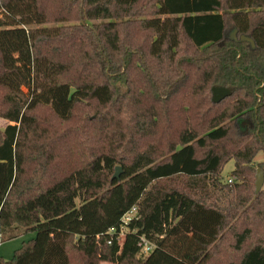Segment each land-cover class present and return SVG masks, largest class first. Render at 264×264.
I'll return each instance as SVG.
<instances>
[{"label":"trees","instance_id":"1","mask_svg":"<svg viewBox=\"0 0 264 264\" xmlns=\"http://www.w3.org/2000/svg\"><path fill=\"white\" fill-rule=\"evenodd\" d=\"M214 86L232 94L216 103ZM88 102L95 136L79 144L94 149L57 174L33 153L38 112L66 121ZM0 115V235L35 233L1 264H264L250 216L264 222V192L259 212L247 193L264 156V0H0Z\"/></svg>","mask_w":264,"mask_h":264},{"label":"rangeland","instance_id":"2","mask_svg":"<svg viewBox=\"0 0 264 264\" xmlns=\"http://www.w3.org/2000/svg\"><path fill=\"white\" fill-rule=\"evenodd\" d=\"M147 10L144 7H141L140 10ZM93 22H100V21H93ZM66 24V23H64ZM48 26L55 25L54 23L46 24ZM91 102H88L84 105H81L77 111L75 112L74 116L70 120H59L50 110L49 107H43L38 112V119L41 123V127L38 130V135H42V132L44 129L48 130V133L40 136L39 140V146L34 147V155L42 154V158L44 159V162L47 164H53L57 165L56 172L57 174H67L68 168H65V165L68 163L74 162L77 158H79V155L82 151V149L86 146H89L94 149V143H89L87 145L86 141L83 142V145H80V140H83L84 137H87L86 135H92L95 136V131L88 132L86 130V125H88V122L91 123V119L96 115L94 112V104L93 107L89 106ZM11 122L6 119L5 117L0 115V130H3L8 124ZM51 133L56 135L58 138L55 145H48L46 142V145H44V148L42 149L40 145H42V141L45 140V137L48 134V141L51 138ZM90 140H88L89 142ZM85 149V148H84ZM97 151V149H96ZM102 151H106L108 153H113L110 146H106L105 150H99L101 153ZM71 155L73 156L72 160H67L68 157L71 158ZM264 160V156L262 153L258 154L254 160V167H255V173L253 174V182L252 187L250 188L251 193V202H249L251 205H253V209L256 212L261 211L262 205L258 204L255 201V182H256V174L257 170L260 168L258 167V164ZM53 162V163H52ZM80 165H83L81 163ZM79 165V166H80ZM117 167H121L123 170V165L118 163L116 165ZM235 168V160H230L223 169V179L225 181H233L235 180L234 177L231 176V172ZM116 173V172H115ZM231 179V181L229 180ZM242 190V189H240ZM253 192V194H252ZM263 192H264V185H263ZM236 195V192L233 194V196ZM253 201V202H252ZM79 202V201H78ZM248 205V204H247ZM254 220L259 221V226L256 227L257 229H254V236L253 237H259L261 234L264 233V222H261V216L257 217L254 216V213L250 215ZM262 224V225H261ZM124 235V234H123ZM35 233H23L19 236L11 239H6L2 241V237L0 235V258H2L4 261H9L14 257L15 252L18 249H21L25 243H27L29 240L34 238ZM101 264H116L113 262H101Z\"/></svg>","mask_w":264,"mask_h":264},{"label":"water","instance_id":"3","mask_svg":"<svg viewBox=\"0 0 264 264\" xmlns=\"http://www.w3.org/2000/svg\"><path fill=\"white\" fill-rule=\"evenodd\" d=\"M236 33L237 31L235 29L232 32L234 37H236ZM242 39L250 41L253 46L255 45L253 40L248 36H242ZM212 90H213V101L216 103L222 101L223 99H225L226 97L232 94L231 89L224 86H214ZM121 173H122V168L117 167L114 177L119 178L121 176ZM263 185H264V171L261 168H259L256 174V193H259L263 189Z\"/></svg>","mask_w":264,"mask_h":264},{"label":"built area","instance_id":"4","mask_svg":"<svg viewBox=\"0 0 264 264\" xmlns=\"http://www.w3.org/2000/svg\"><path fill=\"white\" fill-rule=\"evenodd\" d=\"M231 181V179H229ZM139 211L138 208L135 206L133 207L124 217H123V224L127 225L131 220L134 218H138L139 216ZM139 245L141 246V251L143 253H150L153 248L154 244L150 242L148 239L145 237H141ZM0 264H1V258H0Z\"/></svg>","mask_w":264,"mask_h":264},{"label":"flooded vegetation","instance_id":"5","mask_svg":"<svg viewBox=\"0 0 264 264\" xmlns=\"http://www.w3.org/2000/svg\"><path fill=\"white\" fill-rule=\"evenodd\" d=\"M242 125H245V123L243 122V124Z\"/></svg>","mask_w":264,"mask_h":264}]
</instances>
